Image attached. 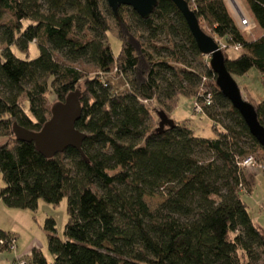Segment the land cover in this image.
<instances>
[{
  "label": "trees",
  "instance_id": "trees-1",
  "mask_svg": "<svg viewBox=\"0 0 264 264\" xmlns=\"http://www.w3.org/2000/svg\"><path fill=\"white\" fill-rule=\"evenodd\" d=\"M247 1L264 30V0ZM188 3L217 42L241 45L234 58L223 49L232 75L256 67L264 84V34L247 39L225 0ZM109 33L121 41L118 55ZM33 44L39 55L31 59ZM216 80L210 56L172 0H158L148 18L127 5L113 10L107 0H0V202L35 210L41 199L68 198L65 237L54 218L45 224L52 260L36 246L22 259L264 264V231L244 197L254 184L241 164L249 156L257 164L264 149ZM76 90L82 152L69 147L46 157L16 137L15 124L41 130L53 106ZM207 90L214 95L205 108L213 137L176 120L158 130L159 111L172 118L181 98L199 102ZM244 99L264 126V99ZM158 195L165 200L152 209L146 196ZM15 239L0 227V250L12 249Z\"/></svg>",
  "mask_w": 264,
  "mask_h": 264
},
{
  "label": "rangeland",
  "instance_id": "rangeland-1",
  "mask_svg": "<svg viewBox=\"0 0 264 264\" xmlns=\"http://www.w3.org/2000/svg\"><path fill=\"white\" fill-rule=\"evenodd\" d=\"M260 30L261 28L256 27L253 33L260 32ZM252 34L249 33L246 35L250 37ZM108 36L114 53L118 55L122 46L121 41L114 33H109ZM227 54L232 55L233 53L232 51H227ZM38 55V47L35 44L31 45L29 58L33 59ZM82 67L93 70V67L88 63H82ZM245 77V79H236L235 77L240 88L243 90L245 86L243 82H246L245 84H247L246 86L249 88L251 95L258 101L263 100L264 84L261 81L258 69L256 67L252 68ZM243 94L245 95L243 97L246 98L245 92ZM171 116L172 119L179 123H185L190 126L197 135L209 137L215 135L213 121L206 114H197L194 111V102L192 98H181L177 107L172 111ZM219 127H222V125H219ZM1 141H3L2 138H0V142ZM255 157L258 163L253 167L245 169L247 178L253 182L254 187L252 193H246L244 197L249 202L252 218L264 231V152L256 153ZM4 186L5 181L3 175L0 173V189ZM164 200L165 196L162 195L146 196V201L152 209H156ZM48 218L55 219L58 230L57 233L61 238H64L66 224L69 220L67 197L59 204L48 203L41 199L35 210L10 207L1 201L0 224L6 231H10L16 235L17 242L16 247L13 249L0 250V264L18 263L22 258L26 257L35 246L41 248L48 259L52 260L53 257L48 248V234L45 228ZM17 254H19V256Z\"/></svg>",
  "mask_w": 264,
  "mask_h": 264
},
{
  "label": "water",
  "instance_id": "water-1",
  "mask_svg": "<svg viewBox=\"0 0 264 264\" xmlns=\"http://www.w3.org/2000/svg\"><path fill=\"white\" fill-rule=\"evenodd\" d=\"M107 1L113 10H117L121 5L131 6L144 18H148L158 4V0ZM172 1L183 13L201 52L210 56V65L217 74L216 83L220 91L238 109L250 132L264 149V126L259 121L255 106L244 99L237 80L228 70L225 54L219 48V43L202 29L195 11L190 8L188 0ZM80 97L81 91L76 90L71 92L65 101L56 103L52 108L50 119L41 130L35 131L15 124L16 137L21 141L34 142L38 150L46 157H53L69 147H74L82 152V143L86 138V133L76 126L83 109ZM159 117L158 130L164 129L166 125L174 126L175 120L169 117L165 111H159Z\"/></svg>",
  "mask_w": 264,
  "mask_h": 264
},
{
  "label": "crops",
  "instance_id": "crops-1",
  "mask_svg": "<svg viewBox=\"0 0 264 264\" xmlns=\"http://www.w3.org/2000/svg\"><path fill=\"white\" fill-rule=\"evenodd\" d=\"M226 1V3H227V5H228V7H229V9H230V12H231V14L233 15V17H234V19H235V21H236V23H237V25L239 26V28L241 29V31L243 32V34L246 36V38L247 39H250V40H254V39H257V38H259V37H261L263 34H264V30L263 29H261L260 30V32H255V33H253V30L257 27H259L260 28V26L258 25V23H257V20H256V18H255V16H254V14H253V12L251 11V9H250V6H249V3H248V1L247 0H225ZM240 13H243L244 15H246L247 17H249L250 18V20L254 23V28L252 29V31L251 32H248V31H245L243 28H241V26H240V24H239V14ZM252 34V36H250V37H247V35L246 34ZM231 52L232 51V55L231 54H228L231 58H234V57H236L237 56V51H234L233 49H229L228 50V52ZM258 72H259V74H260V77H261V81H262V75H261V72L259 71V69H258ZM248 74V73H247ZM247 74H245V75H240V76H235L236 77V79L237 78H240V79H245L246 77V75ZM263 82V81H262ZM244 84L243 85H245L244 86V88H243V90H244V92H245V94H246V98L247 99H250V100H252V101H254V102H260V101H262V100H260V101H258V100H256L252 95H251V93H250V91H249V88L246 86L247 84H245L246 82H243ZM242 90V89H241ZM243 90H242V94L244 93L243 92ZM243 96H245L244 94H243ZM181 100V99H180ZM0 227H2L3 229H5L3 226H1V224H0ZM17 238V237H16ZM18 256H19V254H17ZM15 261V260H14Z\"/></svg>",
  "mask_w": 264,
  "mask_h": 264
},
{
  "label": "built area",
  "instance_id": "built-area-1",
  "mask_svg": "<svg viewBox=\"0 0 264 264\" xmlns=\"http://www.w3.org/2000/svg\"><path fill=\"white\" fill-rule=\"evenodd\" d=\"M239 24L241 26V28H243L245 31L251 32L252 29L254 28V23L250 20L249 17H247L246 15H244L243 13L239 14ZM219 43V48L220 49H233L234 51H240L242 49L240 44H236V45H232L231 47H228L225 43H223L222 41H218ZM208 94L206 96L205 99H203L202 101L199 102H195L194 103V111L197 114H205V108L211 104H213V98L214 95L212 93L211 90H207ZM243 166H246L248 168L253 167L256 165L255 163V159L253 158V156H249L246 159L243 160V162L241 163ZM16 239L12 241V249L16 247ZM16 264H28L26 263L25 260L21 259L18 263Z\"/></svg>",
  "mask_w": 264,
  "mask_h": 264
}]
</instances>
